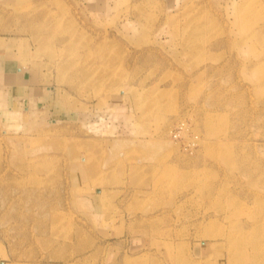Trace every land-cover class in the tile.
<instances>
[{"label":"rangeland","instance_id":"obj_1","mask_svg":"<svg viewBox=\"0 0 264 264\" xmlns=\"http://www.w3.org/2000/svg\"><path fill=\"white\" fill-rule=\"evenodd\" d=\"M0 264H264V0H0Z\"/></svg>","mask_w":264,"mask_h":264},{"label":"crops","instance_id":"obj_2","mask_svg":"<svg viewBox=\"0 0 264 264\" xmlns=\"http://www.w3.org/2000/svg\"><path fill=\"white\" fill-rule=\"evenodd\" d=\"M5 68V67H4Z\"/></svg>","mask_w":264,"mask_h":264}]
</instances>
